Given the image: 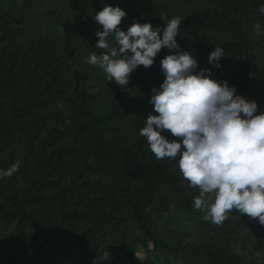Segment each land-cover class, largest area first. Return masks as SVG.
<instances>
[{
	"label": "trees",
	"instance_id": "obj_1",
	"mask_svg": "<svg viewBox=\"0 0 264 264\" xmlns=\"http://www.w3.org/2000/svg\"><path fill=\"white\" fill-rule=\"evenodd\" d=\"M106 4L125 10L124 31L181 17L176 39L194 72L211 69L264 113V0H0V171L21 161L0 177V264H94L106 251L97 264H264L258 218L233 209L220 225L205 220L180 154L157 159L140 135L175 50L127 86L87 62L106 51L94 20ZM214 47L225 51L218 68Z\"/></svg>",
	"mask_w": 264,
	"mask_h": 264
},
{
	"label": "clouds",
	"instance_id": "obj_2",
	"mask_svg": "<svg viewBox=\"0 0 264 264\" xmlns=\"http://www.w3.org/2000/svg\"><path fill=\"white\" fill-rule=\"evenodd\" d=\"M259 10L264 13V6ZM125 16L121 7L107 4L95 13L94 20L102 26L95 33L96 47L106 51L91 54L87 62L102 69L108 80L127 86L138 66L150 67L162 48L175 50L161 59L165 79L159 88L151 89L149 100L158 114L149 113L140 135L147 138L157 159L175 160L180 154V172L190 187L200 189L194 207L206 212L205 220L220 225L236 209L264 225V113L257 114L256 101L235 94L226 80L212 79L211 69L194 72L198 61L180 50L176 39L181 17H162L163 29L133 22L124 31L119 25ZM254 28L259 35L260 24ZM109 37L116 47L109 46ZM224 54L214 47L209 63L220 67ZM165 130L180 140L165 138L161 134ZM20 165V160L15 161L0 171V177H11ZM206 194H214V201L209 202L211 195L205 199ZM109 258L106 251L97 261Z\"/></svg>",
	"mask_w": 264,
	"mask_h": 264
},
{
	"label": "rangeland",
	"instance_id": "obj_3",
	"mask_svg": "<svg viewBox=\"0 0 264 264\" xmlns=\"http://www.w3.org/2000/svg\"><path fill=\"white\" fill-rule=\"evenodd\" d=\"M144 252V251H143Z\"/></svg>",
	"mask_w": 264,
	"mask_h": 264
}]
</instances>
